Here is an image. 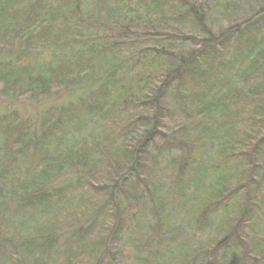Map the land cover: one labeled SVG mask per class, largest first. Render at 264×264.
<instances>
[{"label": "trees", "instance_id": "obj_1", "mask_svg": "<svg viewBox=\"0 0 264 264\" xmlns=\"http://www.w3.org/2000/svg\"><path fill=\"white\" fill-rule=\"evenodd\" d=\"M19 100L0 264H264V0H0Z\"/></svg>", "mask_w": 264, "mask_h": 264}, {"label": "rangeland", "instance_id": "obj_2", "mask_svg": "<svg viewBox=\"0 0 264 264\" xmlns=\"http://www.w3.org/2000/svg\"><path fill=\"white\" fill-rule=\"evenodd\" d=\"M47 103V102H46ZM55 104V101L48 102V105ZM40 104L33 103L29 100H19L17 102H0V111L8 112L9 110H16L20 112L24 117H30L32 119H36L39 115H37L36 110ZM118 254L116 258L122 261L124 264L130 263L132 257H134L133 248L128 242L127 238H125L118 250Z\"/></svg>", "mask_w": 264, "mask_h": 264}]
</instances>
